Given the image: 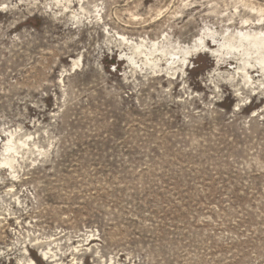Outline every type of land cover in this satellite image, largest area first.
<instances>
[{
  "label": "rangeland",
  "instance_id": "1",
  "mask_svg": "<svg viewBox=\"0 0 264 264\" xmlns=\"http://www.w3.org/2000/svg\"><path fill=\"white\" fill-rule=\"evenodd\" d=\"M241 31L264 0H0V264H264V72L146 57Z\"/></svg>",
  "mask_w": 264,
  "mask_h": 264
},
{
  "label": "bare ground",
  "instance_id": "2",
  "mask_svg": "<svg viewBox=\"0 0 264 264\" xmlns=\"http://www.w3.org/2000/svg\"><path fill=\"white\" fill-rule=\"evenodd\" d=\"M247 32V31H246ZM212 39V40H210ZM207 41H213L214 44H220V49L213 51V54L218 57L221 56L222 50L227 51H235L243 53L242 57V67L239 68V71L243 73V78L246 83H254L252 76H250L249 70L252 68L260 69L264 72V32L259 33H244L243 31L239 32L237 35L232 34L228 35L222 39L220 42L213 34H204V36H200L195 40L192 45L189 46H181L179 51H168L165 47H157L160 43L153 42L151 47H149L148 53H146L147 57V64L153 65L154 67H158L157 61L161 60L162 57L167 58V62L173 60L171 63L172 66L179 67L180 65L183 67L188 62L189 56L193 55L196 49H199V46H204L203 48H207ZM131 42V41H130ZM129 42V43H130ZM132 44V43H131ZM136 44V43H135ZM143 44V43H141ZM143 45H134L135 50H140ZM155 53H160L161 58L153 61L150 59ZM182 55V56H181ZM246 57V58H245ZM133 61V59H130ZM254 61L255 64L252 63ZM171 69V68H170ZM8 141L4 145L3 154L1 155L4 159L2 164L6 165L12 170L16 169L15 162H17V156L21 154V149L24 150H31L30 146L25 142L21 145L17 144L13 140V135H7ZM91 244V243H90ZM46 257L47 254L44 253ZM48 257V256H47ZM57 257V256H56ZM51 264H57V260L54 256L50 257ZM28 264H35L30 261Z\"/></svg>",
  "mask_w": 264,
  "mask_h": 264
}]
</instances>
